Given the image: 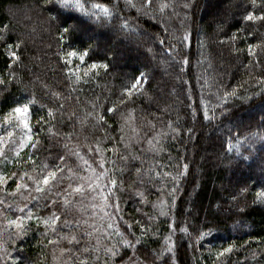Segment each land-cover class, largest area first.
I'll list each match as a JSON object with an SVG mask.
<instances>
[{"label": "trees", "instance_id": "1", "mask_svg": "<svg viewBox=\"0 0 264 264\" xmlns=\"http://www.w3.org/2000/svg\"><path fill=\"white\" fill-rule=\"evenodd\" d=\"M132 2L87 0L86 8L112 12L97 22L58 11L54 0H0V264H264V19H244L261 16L264 0ZM72 24L83 26L61 40ZM86 49L83 62L67 56ZM141 74V90L128 96ZM29 101L30 133L14 115L5 119ZM89 112L106 123L92 116L82 124ZM97 142L107 151L89 152ZM56 166L64 179L52 193L16 192ZM90 168L118 181L109 203L119 210L105 209L108 216L92 208L99 196L68 187ZM29 212L20 234L9 221ZM52 213L60 219L46 227ZM85 220L95 221L91 236Z\"/></svg>", "mask_w": 264, "mask_h": 264}, {"label": "snow or ice", "instance_id": "2", "mask_svg": "<svg viewBox=\"0 0 264 264\" xmlns=\"http://www.w3.org/2000/svg\"><path fill=\"white\" fill-rule=\"evenodd\" d=\"M54 2L59 5L58 11L61 9L64 10H74L77 12L82 13L83 15L87 16L90 19H94L95 21L99 22L100 20V14L102 13L103 16L105 18H108L109 20L112 17V12L111 10L106 6V5H101V4H94L92 5V9L86 8L85 4L87 2V0H54ZM253 5L255 6L256 4V0H252ZM126 4L131 6V7H137V5L135 3L132 2V0H126ZM152 4V0H143V5L142 7H151ZM167 5L166 4H161L160 8L161 10H163V8H165ZM138 11L140 10L139 8L137 9ZM244 19L246 20H256V19H264V13L261 14V16H256L254 15L253 12H249L247 14V16L244 17ZM82 24H72V25H66L62 28L61 34H60V39L63 40L65 39V36L70 33L72 30H74L77 27H82ZM122 27L127 28L129 27L127 21H125L122 25ZM187 38V37H185ZM19 45H17L18 47ZM249 50L250 52L254 51V46L253 45H249ZM87 55V49L83 52V53H77L75 50L68 52L67 56H78L80 61H84L85 56ZM12 57H15L17 60L19 59V57L17 56L16 52H12L11 53ZM68 63H71V61H68ZM102 66L104 68H107L108 65L107 64H103V65H99ZM98 65L97 63H92L90 65V68L95 69L97 68ZM77 72H79V68L77 67ZM68 72L71 73L72 69L69 68ZM84 75L87 76L88 72L85 71ZM14 75L10 77V79H14ZM77 80L81 79V76L77 75L76 77ZM147 77L144 76L143 74H141L140 76L135 77L134 82L131 84V87H126L124 89V92L127 93L128 96H131L133 91L139 92L142 88V83L144 81H146ZM5 83L3 77H0V84ZM233 95L235 94V92L233 91L232 93ZM225 97H227L229 94L225 93L224 94ZM123 102V101H121ZM31 103V101H29L28 103H24L22 105H17L16 107H14L11 112L9 113V116L5 117L6 120H8L12 115H16L17 117H23V124L24 127L26 129H28L29 133L31 132V128L27 122V114L29 112V104ZM61 107H63V105H61ZM93 109H96V105L93 104ZM115 109V105H113V107H109L107 108L108 112H113ZM49 115H51V109L49 110ZM94 116V118L97 120V122H105V117L103 114L99 113V112H95V115L93 112H89L87 113V115L84 117L83 121H81L82 124H86L88 121V117H92ZM207 118V116H206ZM51 131V129H49ZM8 135H12L11 132L8 133ZM32 135H27L26 137H24L22 139L21 144L19 145L20 147H24L26 145V143L28 141L32 140ZM2 139V138H0ZM121 139H123V136H121ZM31 147L35 148L36 145L32 144ZM227 147L229 148V150H232L233 145L231 143H229L227 145ZM115 150V146H113V149ZM237 152H239V149H236ZM89 152H95L97 154H100L102 151H107V149H101L99 142H97V144L95 145V148L93 147H89L88 148ZM2 154V153H0ZM18 154V153H17ZM123 158V157H122ZM29 159H31V157H29ZM60 160L63 161L64 157L61 156ZM85 164H87V161H84ZM104 161L101 158V163H100V167L101 169H104ZM185 167H187L185 165ZM62 169L59 166H56L54 169H49L46 171V174H41L39 178L37 177H33V176H28V180L32 181V184H28V183H17L16 185V192L19 193L20 189H25V190H29L32 189L33 191H35V193L37 195L43 194L45 192L48 193H52L53 189L57 188L58 183L63 182V177H58L57 173L61 172ZM69 171H71L69 169ZM89 171L92 173V175L90 176H82L80 177L82 183L76 185L75 187H73L71 184L68 185L69 188H72V192L73 193H83L85 192V190H89L91 192H93L95 195L92 197L93 199L96 198V196L100 197L101 203L100 204H93L92 208L93 209H99L101 212L104 213V216H108V213L106 211H104L105 209L109 208V207H115L117 210H119V206L117 203H109L112 199H113V193L115 191V188L118 184V181L115 178H111L109 179L107 177V170H103L100 171L99 173L96 172L95 169L90 168ZM137 171L139 172L140 169H137ZM15 175V174H13ZM24 175H28L27 173H25ZM107 181V183L105 182ZM6 179L3 175H0V184H4L6 183ZM65 192V197L63 199V204L64 206H68L70 201L67 199V190H64ZM56 197H60L61 193L60 191H56L55 193ZM258 195H264V194H258ZM0 203H2V201H0ZM53 205H55L57 203L56 200H52ZM23 211V210H21ZM91 215L93 217H95L97 215L96 211H93L91 213ZM32 214L31 212H29V215L26 217H17L16 220H10L9 224L10 225H15L16 229L19 230V233L22 234L25 231V227L23 224L24 220L27 219H31ZM103 218V217H102ZM60 219L59 215H56L55 213H52L49 217L44 218L43 219V223L44 225L47 227L49 225V223H51L52 225L56 224V221ZM110 219V217H109ZM77 223H79V221H77ZM85 224H88L89 228H91V231L87 233V235L91 236L92 232L97 231V228L95 226V221L93 220V222L91 224H89V222L87 220L84 221ZM129 227H131V225H129ZM106 228H112V224H107ZM121 235H123L121 233ZM72 241L76 240L75 236L71 237ZM97 243H99V241H97ZM123 244L131 246L132 242L128 239H124L122 241ZM85 251H87V249H85ZM232 251V246L229 245L227 248H224L222 250L221 253H219L218 255H222L223 253H228ZM106 253H109L111 256H115L117 255L116 251L114 248H106L105 249Z\"/></svg>", "mask_w": 264, "mask_h": 264}, {"label": "rangeland", "instance_id": "3", "mask_svg": "<svg viewBox=\"0 0 264 264\" xmlns=\"http://www.w3.org/2000/svg\"><path fill=\"white\" fill-rule=\"evenodd\" d=\"M85 34H86V35H93V34H94V35L96 36V39H97L98 41H99V40H103L102 42L105 41V39L99 38L97 34H95V33H91L90 30H86V31H85ZM111 35H112V37H115V36H116L114 33H112ZM105 42H107V41H105ZM258 110H263V111H264V105L258 107V108H257V111H258ZM13 117L15 118V122L17 123V124H16L17 127H20V128H21V127H24V124H23V122H22L23 117H17L16 115H14ZM2 148H3V150H0V153L4 154V153H5L4 150H6V146H2ZM211 158H212V156H211ZM8 159H9V157H8ZM8 159H7V158L4 159V161H2V164L4 165L5 162H6ZM213 160H214V157H213ZM0 175H3V173L0 174ZM3 176H4V175H3ZM4 177H5V176H4ZM5 179H6V178H5Z\"/></svg>", "mask_w": 264, "mask_h": 264}]
</instances>
